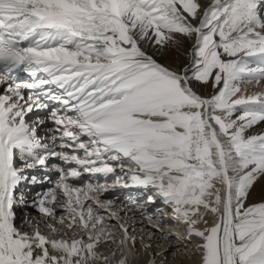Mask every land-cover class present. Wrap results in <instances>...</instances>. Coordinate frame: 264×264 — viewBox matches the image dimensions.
Here are the masks:
<instances>
[{"label":"snow or ice","instance_id":"6c2138e0","mask_svg":"<svg viewBox=\"0 0 264 264\" xmlns=\"http://www.w3.org/2000/svg\"><path fill=\"white\" fill-rule=\"evenodd\" d=\"M244 83L264 85V0H0V264H137L117 186L162 201L199 264H264Z\"/></svg>","mask_w":264,"mask_h":264},{"label":"bare ground","instance_id":"6f19581e","mask_svg":"<svg viewBox=\"0 0 264 264\" xmlns=\"http://www.w3.org/2000/svg\"><path fill=\"white\" fill-rule=\"evenodd\" d=\"M169 59H172L170 56ZM241 91L238 93L236 98L239 96L251 95L256 92L264 91V85L256 86L254 84H241ZM205 94H210V90H206ZM240 113L237 112V115ZM251 134H257L264 132V123L255 126L254 129L250 130ZM95 180V179H94ZM104 180L102 181V183ZM121 190V191H119ZM112 192H118V194H113ZM120 193L121 195L120 197ZM101 199L113 201L114 208L119 212V215L124 218L123 222H126L129 230L133 235L137 236L138 240L140 237H143V244L150 243L152 245L148 253L142 251L143 244H138V248L141 249L139 256H129L130 260H135L137 264H148L152 259L153 253L165 252L167 254L168 260H173V264H178L175 261L174 253L177 248H180L183 252L185 248L189 249L186 252H183L182 264H199V256L194 255L193 245L186 243H178L177 237L183 238V228L178 227L177 221L170 219V209L163 204L159 199L155 204H149L146 201V193L143 189L130 187H114L111 188L108 192L102 194ZM260 199L259 189L256 193L250 198L249 203L258 201ZM139 203V207L136 206V203ZM152 216L154 219H158L163 226V233L155 232L153 235V229L148 223L147 217ZM209 219V226L213 223L211 217ZM112 223H115L113 221ZM203 227V225H201ZM134 229V231H132ZM167 235L168 240L164 239V236ZM149 236L152 238L149 239ZM104 249H102L103 251ZM157 260L159 261L160 257L157 255Z\"/></svg>","mask_w":264,"mask_h":264},{"label":"rangeland","instance_id":"374dc122","mask_svg":"<svg viewBox=\"0 0 264 264\" xmlns=\"http://www.w3.org/2000/svg\"><path fill=\"white\" fill-rule=\"evenodd\" d=\"M174 221H175V220H174ZM173 260H174V259H172V260H168V261H169V262H173ZM172 264H173V263H172Z\"/></svg>","mask_w":264,"mask_h":264}]
</instances>
